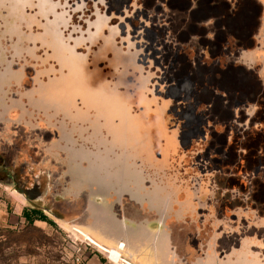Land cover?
Instances as JSON below:
<instances>
[{
  "label": "rangeland",
  "instance_id": "rangeland-1",
  "mask_svg": "<svg viewBox=\"0 0 264 264\" xmlns=\"http://www.w3.org/2000/svg\"><path fill=\"white\" fill-rule=\"evenodd\" d=\"M99 7L97 2L87 0H0V264H114L106 252L96 255L93 245L82 243L81 240L85 238L78 230L58 225L45 215L44 220L33 219V223H29L26 218L33 208L42 210L47 207L40 202V196L49 182L52 187L59 182L58 178H48L53 169L46 154V145L51 135L48 128L54 124L51 122L53 109L70 107L72 101L69 97L85 92L83 86L81 91L80 88L76 89V84L86 79L79 66L85 47L78 45V41L81 42L83 38L77 34L72 36L70 30L64 27L66 21L63 19L69 15L75 16L73 12L84 8L85 13L70 19L78 26L89 20ZM109 11H113L112 4ZM124 40L129 45L132 42L130 35ZM139 53L144 60L146 52L141 50ZM143 68L151 72V67ZM174 71L179 76H187V82L191 85L201 84L199 94L198 89H194L197 92L193 90L187 96L186 92L181 94L173 87L168 95H164L160 72L151 74L153 81L146 87L144 83L139 86L145 90L146 96L155 98L159 104L170 106V117L166 119V125L170 130L176 129L182 140L175 153L170 148L173 150L170 151V170L184 173L186 179L194 178L195 184L198 180L196 173L207 172L208 167L214 166L209 161L211 156L221 155L222 159H226L227 154L222 145L224 136L219 132L216 137L212 133L214 140L207 139L204 143L200 142V146L196 145V139L204 132L196 128L199 126L194 111L196 99L206 104L215 100L212 105L215 108L214 115L225 122L230 117L229 111L225 110L229 109H224L221 101L214 99L216 96L213 88L219 87L221 92L226 91L229 94L228 101H233V94L244 89L242 85L246 86L243 100L257 96L262 89L252 78L249 77L248 83L245 80L241 82L239 77L229 71L217 77L213 70L202 68L199 75L197 70L193 73L187 64ZM204 84L212 90L203 88ZM73 101L76 106L77 102ZM257 107L253 106L252 109L256 110ZM201 115L205 117L210 113ZM224 172L225 169H222V175L219 176L226 181ZM204 183L207 187L212 182L208 178ZM215 193L208 192L210 196L203 193V199L207 203H216L219 214L213 215L207 222L202 220L194 224L185 221L181 229L193 231L197 235H219L232 227H241L245 232L249 229L245 228L247 222L261 219L255 211L237 209L231 213L230 220H220L223 217L222 206L236 200L243 203L247 200L243 199L244 195L231 193L225 188ZM181 252L172 255L161 249L152 251L146 247L140 252L138 263L210 262V259L196 256L191 251L182 252V261Z\"/></svg>",
  "mask_w": 264,
  "mask_h": 264
},
{
  "label": "crops",
  "instance_id": "crops-1",
  "mask_svg": "<svg viewBox=\"0 0 264 264\" xmlns=\"http://www.w3.org/2000/svg\"><path fill=\"white\" fill-rule=\"evenodd\" d=\"M80 63L86 79L76 89L85 92L71 95L70 107H55L48 128V178L59 179L42 192L40 202L57 204L46 213L49 219L78 230L96 255L106 252L113 261L139 264L148 247L172 255L191 251L210 259L205 264H264V243L257 238L240 237L232 246L231 235L180 228L185 221L207 222L214 212L203 199L207 190L170 170V151L178 144L165 122L168 106L145 90L133 94L127 81L114 84L84 57Z\"/></svg>",
  "mask_w": 264,
  "mask_h": 264
},
{
  "label": "flooded vegetation",
  "instance_id": "flooded-vegetation-1",
  "mask_svg": "<svg viewBox=\"0 0 264 264\" xmlns=\"http://www.w3.org/2000/svg\"><path fill=\"white\" fill-rule=\"evenodd\" d=\"M87 1L97 2L101 8L78 26L70 19L85 13L84 8L73 12L75 16L64 17L66 22L63 25L72 36L82 35L83 39L78 41V45L85 47L82 55L90 66L106 71L114 84L127 81L133 94L142 92L139 86L142 83L153 81L151 74L154 72L162 75L164 95H168L173 87L181 94L186 92L187 96L194 89H198L199 94L201 84L191 85L187 82V76L175 74L174 70L177 68L178 71V67L185 64L191 67L193 73L197 70L199 75L202 68L213 70L217 77L229 71L241 82L245 80L248 83L250 77L259 84L262 90L250 100H243L245 85H242L245 90L233 94V101H228L226 91L222 93L221 88H213L214 99H219L224 109H229L225 110L230 113L225 122L214 115L212 105L215 100L208 103L209 106L198 99L194 102V111L199 119L196 128L204 131L196 139V145L200 146V142L204 143L207 139L214 140L219 132L224 136L222 145L227 152L226 159H222L221 155L211 156L209 161L214 166L205 167L207 172L196 173L198 184L195 183V186L211 194L225 188L231 193L244 195L246 202L236 200L222 206L224 210L220 220H230L231 213L237 209L255 211L261 219L247 222L245 228L249 229L245 232L241 227H232V231L225 234L232 236V246L239 245L235 240L240 237L257 238L264 243V0ZM111 4L113 11L110 12ZM129 35L132 40L130 45L124 40ZM141 50L146 52L144 60L140 58ZM144 66L151 67V72L145 71ZM206 84L203 88L212 90ZM164 98L168 100L167 96ZM256 105L259 107L252 109ZM169 107L166 119L170 117ZM206 112L210 115L202 117L201 114ZM172 132L180 145V134L176 129H169V133ZM222 169H225L226 181L219 176ZM208 178L212 183L206 187L203 184ZM44 205H47L45 209L32 210L47 216L46 213H54L57 209L54 200H48ZM211 207L213 215H218L217 204L212 203Z\"/></svg>",
  "mask_w": 264,
  "mask_h": 264
},
{
  "label": "trees",
  "instance_id": "trees-1",
  "mask_svg": "<svg viewBox=\"0 0 264 264\" xmlns=\"http://www.w3.org/2000/svg\"><path fill=\"white\" fill-rule=\"evenodd\" d=\"M44 214L38 210H30L29 213L26 215V218L29 223H33V219L44 220Z\"/></svg>",
  "mask_w": 264,
  "mask_h": 264
},
{
  "label": "built area",
  "instance_id": "built-area-1",
  "mask_svg": "<svg viewBox=\"0 0 264 264\" xmlns=\"http://www.w3.org/2000/svg\"><path fill=\"white\" fill-rule=\"evenodd\" d=\"M81 242L82 243H88V245H91V244H93V242H91L90 240H88V239H85V240H81ZM111 260V259H110ZM114 264H134V263H132L130 260H128V259H121V260H119V261H113V260H111Z\"/></svg>",
  "mask_w": 264,
  "mask_h": 264
},
{
  "label": "water",
  "instance_id": "water-1",
  "mask_svg": "<svg viewBox=\"0 0 264 264\" xmlns=\"http://www.w3.org/2000/svg\"><path fill=\"white\" fill-rule=\"evenodd\" d=\"M119 250H120L121 252H123L124 247H123V246H120ZM183 254H184V253L181 252V255H180V256H181L180 259H181L182 261H184V260H183ZM202 257H203V256H201V258H202ZM129 260H130V259H129ZM130 261H131V260H130ZM132 263H133V262H132ZM184 263H186V262H184ZM134 264H135V263H134Z\"/></svg>",
  "mask_w": 264,
  "mask_h": 264
}]
</instances>
